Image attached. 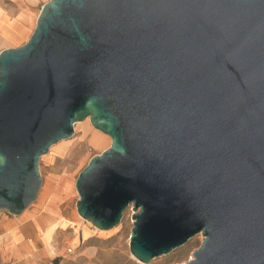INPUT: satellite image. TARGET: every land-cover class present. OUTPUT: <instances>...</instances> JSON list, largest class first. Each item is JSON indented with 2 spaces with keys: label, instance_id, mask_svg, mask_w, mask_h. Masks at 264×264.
<instances>
[{
  "label": "water",
  "instance_id": "95a60500",
  "mask_svg": "<svg viewBox=\"0 0 264 264\" xmlns=\"http://www.w3.org/2000/svg\"><path fill=\"white\" fill-rule=\"evenodd\" d=\"M86 119L111 143L75 180L81 218L131 206L144 263L201 233L180 264H264V0L45 2L0 51V211L34 202L39 158Z\"/></svg>",
  "mask_w": 264,
  "mask_h": 264
},
{
  "label": "rangeland",
  "instance_id": "374dc122",
  "mask_svg": "<svg viewBox=\"0 0 264 264\" xmlns=\"http://www.w3.org/2000/svg\"><path fill=\"white\" fill-rule=\"evenodd\" d=\"M110 143V137L94 128L86 119L74 124L70 138L52 145L39 158L41 187L37 198L22 214L48 217L65 222L66 226L55 230L45 240L39 239L37 232H29L38 247L14 251L15 258L9 264H26L28 262L23 261L32 259L36 264H180L192 257L193 251L202 244L201 233L148 263L136 259L129 251L133 222L131 206L123 211L119 224L108 230L98 229L79 216L75 180L89 160L108 148ZM0 216L11 219L18 217L5 211H0ZM20 228L23 229V226ZM68 247H72L73 252L67 253Z\"/></svg>",
  "mask_w": 264,
  "mask_h": 264
},
{
  "label": "crops",
  "instance_id": "0c3cea01",
  "mask_svg": "<svg viewBox=\"0 0 264 264\" xmlns=\"http://www.w3.org/2000/svg\"><path fill=\"white\" fill-rule=\"evenodd\" d=\"M47 1L0 0V51L20 46L28 39L35 27L41 7ZM17 216V219L0 216V264H9L15 258L14 251L19 252L21 248L36 249L38 244L29 232H37L39 239L45 240L48 236L42 238L43 230L40 229L55 222L54 219L30 213ZM37 224L40 228L36 227ZM21 226L23 229L20 228ZM23 262L36 264L35 259Z\"/></svg>",
  "mask_w": 264,
  "mask_h": 264
},
{
  "label": "bare ground",
  "instance_id": "6f19581e",
  "mask_svg": "<svg viewBox=\"0 0 264 264\" xmlns=\"http://www.w3.org/2000/svg\"><path fill=\"white\" fill-rule=\"evenodd\" d=\"M35 221H36V219H35ZM65 226H66L65 222L55 221V222L51 223L50 225H47L46 228L40 229V230H43L41 237L44 238L46 236H49L55 230H57L59 228H64ZM36 227L40 228V225L37 224Z\"/></svg>",
  "mask_w": 264,
  "mask_h": 264
},
{
  "label": "built area",
  "instance_id": "2783aa9c",
  "mask_svg": "<svg viewBox=\"0 0 264 264\" xmlns=\"http://www.w3.org/2000/svg\"><path fill=\"white\" fill-rule=\"evenodd\" d=\"M66 252H67V253H71V252H73V248H72V247H68V248H66Z\"/></svg>",
  "mask_w": 264,
  "mask_h": 264
}]
</instances>
